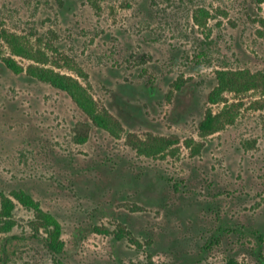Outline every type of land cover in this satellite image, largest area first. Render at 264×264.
Here are the masks:
<instances>
[{
  "label": "rangeland",
  "instance_id": "1",
  "mask_svg": "<svg viewBox=\"0 0 264 264\" xmlns=\"http://www.w3.org/2000/svg\"><path fill=\"white\" fill-rule=\"evenodd\" d=\"M0 29L72 59L123 126L121 138L110 136L67 94L0 61V192L25 190L57 218L65 264H138L148 255L154 264H264L262 95L227 94L243 104L235 122L198 132L217 70L264 72V0H0ZM127 133L176 137L180 148L139 156ZM31 218L17 206V226L0 233V264H53ZM120 227L141 248L116 239Z\"/></svg>",
  "mask_w": 264,
  "mask_h": 264
},
{
  "label": "trees",
  "instance_id": "2",
  "mask_svg": "<svg viewBox=\"0 0 264 264\" xmlns=\"http://www.w3.org/2000/svg\"><path fill=\"white\" fill-rule=\"evenodd\" d=\"M207 18L208 13L203 9H200L195 16L196 22L201 26L205 25ZM4 48L7 54H4ZM0 61L15 75L24 73L64 92L93 126L116 139L122 137L124 133L122 124L107 109L99 106L89 90L88 76L84 70L49 44L41 45L40 41L35 44L25 36L0 29ZM252 91L260 92L262 95V99L255 104L260 109H264V72H252L248 69L217 70L215 86L207 95L208 107L198 124L199 135L201 137L214 135L235 122L239 106L243 104L228 103L225 99L227 94L240 95ZM217 105L222 107L215 112L212 107ZM86 139L87 127L77 130L74 141L83 144ZM191 142L192 140H186L183 144L186 148H190L193 154L197 153L198 148ZM126 143L136 154L148 158L175 156L180 148V141L176 137L147 135L145 138H139L136 134L127 133ZM17 206L32 214L28 222L31 236L43 238L44 246L50 252L53 264H65L62 260L65 243L62 240L60 222L53 214L45 211L40 202L25 190L15 189L8 194L0 192V233L8 235L17 226L15 219ZM95 231L109 234L108 230L97 227ZM114 236L119 240L126 238L132 246L141 248L139 241L124 227L118 228ZM138 264H154V262L148 255L144 263ZM224 264L240 263L228 259Z\"/></svg>",
  "mask_w": 264,
  "mask_h": 264
}]
</instances>
